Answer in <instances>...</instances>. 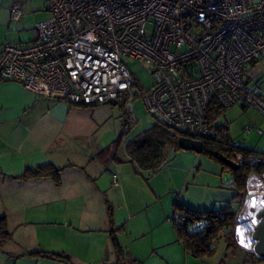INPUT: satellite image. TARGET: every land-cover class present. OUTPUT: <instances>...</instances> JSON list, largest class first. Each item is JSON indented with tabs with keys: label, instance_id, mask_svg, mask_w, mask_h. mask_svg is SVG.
Returning <instances> with one entry per match:
<instances>
[{
	"label": "built area",
	"instance_id": "2783aa9c",
	"mask_svg": "<svg viewBox=\"0 0 264 264\" xmlns=\"http://www.w3.org/2000/svg\"><path fill=\"white\" fill-rule=\"evenodd\" d=\"M47 9L50 16L35 24L31 43L4 45L0 81L20 82L38 95L75 104L123 101L132 124L137 82L124 62L131 57L141 60L155 81L144 97L149 112L181 135L201 140L211 135L207 115L213 101L264 114V95L243 78L264 56V0H49ZM22 14L15 4L12 22ZM246 162L251 170L236 230L239 246L250 248L247 242L257 243L264 202L255 213L248 206L251 198L264 197L252 190L264 185V155H236L235 163ZM175 219L187 222L183 214ZM249 233L251 238L243 239Z\"/></svg>",
	"mask_w": 264,
	"mask_h": 264
},
{
	"label": "crops",
	"instance_id": "0c3cea01",
	"mask_svg": "<svg viewBox=\"0 0 264 264\" xmlns=\"http://www.w3.org/2000/svg\"><path fill=\"white\" fill-rule=\"evenodd\" d=\"M48 1L0 0V52L6 43L32 42L35 24L50 16ZM17 3L23 14L18 22H12L11 8ZM96 111L61 96L38 95L20 82L0 81V217L6 218L12 233L0 245V264H115L109 205L113 221L120 227V244L127 257L139 264H229L227 246L223 259L217 257V251L210 256L192 255L178 240L175 224V235L153 239L151 259L144 257L148 245L143 244L144 251L139 244L132 247V242L144 237L154 225L139 216L144 208L137 209L136 198L131 202L127 199V166L119 164L131 162L126 157L124 162L109 163L94 158L113 142L91 141L100 122ZM236 143L253 149L241 141ZM176 151H170L162 166ZM49 163L65 168L60 184L50 177L18 178L27 168ZM131 165L137 174L150 172ZM113 175L117 176V185ZM231 184L236 191L233 179ZM153 191L158 194L156 187ZM177 198L172 202L173 214ZM236 198L243 204L241 196ZM124 230L129 232L126 237L120 235ZM164 247L168 248L159 251ZM45 253L62 254L69 260L61 261ZM245 262L251 263L249 259Z\"/></svg>",
	"mask_w": 264,
	"mask_h": 264
},
{
	"label": "rangeland",
	"instance_id": "374dc122",
	"mask_svg": "<svg viewBox=\"0 0 264 264\" xmlns=\"http://www.w3.org/2000/svg\"><path fill=\"white\" fill-rule=\"evenodd\" d=\"M124 62L137 82L132 98L134 107L132 117L136 121L129 125L130 129L127 131L123 125V120L128 118L124 103L120 101L117 105L100 104L94 107L97 109L96 115L100 122L95 128L96 131L94 129L92 132V142L102 140L110 144L121 134L123 141L130 140L157 121V117L149 112L144 98L154 86L155 81L151 71L139 59L125 57ZM243 78L248 80L250 85L257 86L264 95V56L248 66L243 72ZM225 121L230 123V133L236 142L241 141L248 147L264 151V133L262 135L258 133V129L264 131V114L259 109L255 107L243 108L239 104L232 105L218 120L219 123ZM249 128L252 129L249 130ZM120 152L124 157L122 149ZM119 165L127 166L125 172L128 175L126 184L128 201L131 202L133 198H136L139 203V206H136L137 209L144 208L139 216L145 220H151L154 225L151 226V230H146L144 237L132 242V247L139 244V249L143 251L146 248L143 244L149 246L145 249L144 257L151 255L150 245L155 237L175 235L173 225L175 215L172 210V202L177 197L197 209L215 208L220 210L229 206L233 210H239V213L242 210L243 204H240L239 199L236 198V191L231 184L233 174L228 169L223 170L220 161L207 153L180 149L173 152L168 162L160 169L142 174H137L131 163ZM154 187H156L157 195L153 191ZM152 198L156 199V202H152ZM128 234L129 232L124 230L120 235L126 237ZM167 248H159V251ZM247 250L251 251L250 248L239 246L235 252L228 253L229 264H243L246 258L250 259L251 253ZM216 251L217 257L223 259L226 253L224 240L220 239L217 243ZM148 259H151V256Z\"/></svg>",
	"mask_w": 264,
	"mask_h": 264
},
{
	"label": "trees",
	"instance_id": "16d2710c",
	"mask_svg": "<svg viewBox=\"0 0 264 264\" xmlns=\"http://www.w3.org/2000/svg\"><path fill=\"white\" fill-rule=\"evenodd\" d=\"M119 103L120 101L117 104ZM76 105L88 107L98 106L84 103H78ZM225 111L226 108L219 105L216 101L210 103L207 119L211 127V135L208 138L202 139L204 142L202 152L217 158L224 170L228 169L231 171L233 174V183L236 186V196H241V200L243 201L247 192V179L251 166L246 162L238 165L236 169L231 168L220 160L219 155H224L235 162L238 153H242L244 156L249 153L264 154L234 141L230 133V123L228 121L218 122L225 115ZM123 125L127 131L130 129L129 116L123 120ZM180 136L181 134L169 124L157 119L155 123L130 140L123 141L122 134L119 135L110 145L101 149L94 158L101 160L103 163H109L111 161L124 162V157H126L139 171L155 172L167 161V156L170 151L180 149ZM121 149L124 157L121 155ZM64 169L49 163L34 168H27L18 178L24 180H39L50 177L56 184H60ZM174 210V215L179 213L185 215L187 218L185 224L177 223L175 217L173 220L176 226L178 240L184 244L185 248L192 255L200 257L213 255L217 250V243L220 239L225 241L227 252H235L239 249L236 230L238 210H233L229 206L221 210L193 209L185 205L179 198L174 202ZM109 218L111 239L117 254L115 264H139L137 260L127 257L123 246L119 242L118 232L120 231V227L116 226L113 221L111 205H109ZM11 237L12 233L7 227L6 218L4 216L0 217V245ZM247 252L251 253L249 259L251 261L250 264H264V260L255 252ZM45 255L61 261L69 260L67 256L62 254L45 253Z\"/></svg>",
	"mask_w": 264,
	"mask_h": 264
},
{
	"label": "water",
	"instance_id": "95a60500",
	"mask_svg": "<svg viewBox=\"0 0 264 264\" xmlns=\"http://www.w3.org/2000/svg\"><path fill=\"white\" fill-rule=\"evenodd\" d=\"M106 103L117 105L118 100L111 99L108 100ZM179 146L181 149L185 150H193L195 152L201 153L204 149V142L201 139H197L191 136L181 135L179 137ZM219 158L222 162L228 165L231 168L236 169L238 164L234 161L230 160L224 155H219ZM260 222L254 232V239L257 240L255 246L256 254L264 260V210L260 213Z\"/></svg>",
	"mask_w": 264,
	"mask_h": 264
},
{
	"label": "bare ground",
	"instance_id": "6f19581e",
	"mask_svg": "<svg viewBox=\"0 0 264 264\" xmlns=\"http://www.w3.org/2000/svg\"><path fill=\"white\" fill-rule=\"evenodd\" d=\"M252 187H254L253 191L259 192V193H264V185L263 184H255V185H252ZM250 201L251 202L249 203L248 208L255 213L257 211V209H258V204L257 203H263L264 202V197H262V198L255 197L254 199L251 198ZM252 221H254V220H252ZM250 238H251V234L250 233L243 236V239H250ZM247 246H249L250 248H255L254 247V241L247 242Z\"/></svg>",
	"mask_w": 264,
	"mask_h": 264
}]
</instances>
